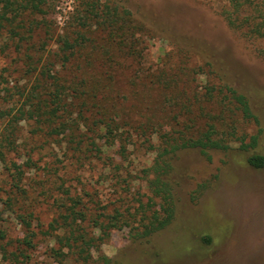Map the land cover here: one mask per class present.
I'll use <instances>...</instances> for the list:
<instances>
[{
  "label": "rangeland",
  "instance_id": "obj_1",
  "mask_svg": "<svg viewBox=\"0 0 264 264\" xmlns=\"http://www.w3.org/2000/svg\"><path fill=\"white\" fill-rule=\"evenodd\" d=\"M84 1L46 0L42 13L24 17L27 28L18 30L20 35L11 28L0 35V230L6 235L0 240V264H19L5 259L4 250L20 253L16 241L27 235L5 207L15 172L23 173L27 191L23 208L34 214V248L25 251L29 264H82L73 255L59 263L52 254L59 245L45 235L72 206L70 198L80 201L76 210L86 220L78 223V234L88 238L103 237L93 228L96 218L107 223L106 216L118 210L128 220L110 230L108 239L96 241L89 264H103L105 257L122 264H264V168L250 166L251 152L234 140L225 152L185 149L165 156L175 218L150 238L136 235L140 204L152 198L144 171L169 149L161 134L197 136L213 119L220 131L228 125L248 136L261 131L256 152L264 155V38L253 34L254 24L264 22V12L255 7L260 0L238 12L226 0H101L129 11L144 27L135 32V54L115 50L119 57L113 63L104 54L103 34L79 25ZM79 35L87 45L63 65L61 38ZM27 56L38 69L59 71L68 87L87 78L91 91L96 89L95 100L64 101L54 125L65 123L60 135H47L51 124L19 113L36 83ZM225 85L247 97L259 125L244 121L233 104L220 106L225 93L218 89ZM101 106L120 128L107 142L98 122ZM93 141L103 150L102 160L93 157Z\"/></svg>",
  "mask_w": 264,
  "mask_h": 264
},
{
  "label": "trees",
  "instance_id": "obj_2",
  "mask_svg": "<svg viewBox=\"0 0 264 264\" xmlns=\"http://www.w3.org/2000/svg\"><path fill=\"white\" fill-rule=\"evenodd\" d=\"M230 5L238 12L246 4H254L251 0H226ZM46 5V0H0V35L5 29L9 31L15 30L16 35H20L18 30H24L27 28L24 17L28 14L42 13V8ZM255 5V4H254ZM259 12H264V0H260L255 5ZM79 25L83 28H95L103 34V40L106 42L104 54L107 55L108 60L113 63L117 59V55L129 54L133 55L134 52V40H136V31H143L144 27L136 23L131 13L125 9H121L111 3L101 2V0H85L83 3V9L79 12ZM19 20V22H18ZM16 23V27L13 28ZM28 33L32 34L34 31L33 22L29 23ZM253 34L264 38V22L254 24ZM88 41L83 35H79L77 38L70 36L61 38L59 57L61 63L66 65L72 58L78 56L80 51L84 49ZM116 50L117 55L112 53ZM28 60L32 63L31 68L28 70V74L35 77V85L27 93V102L24 104V109L19 111L21 117L27 114L36 117L38 122L49 123L50 126L47 135L57 136L60 135V130L66 126L65 123L58 127H55L56 121L61 117L60 113L65 108V100L69 98L79 99L85 96V100L90 98L97 99L93 89L89 87V80L87 78L82 79L76 84L74 88L66 86L62 81V77L59 71L45 69L42 67L38 69L33 65V57L27 56ZM108 82L111 84L114 82V77L108 76ZM112 88V86H111ZM110 88V89H111ZM81 89V90H80ZM220 95H223V99L219 101L220 106L226 108L227 105L233 104L236 111H238L242 119L246 122H253L259 125L258 117L254 114L249 104L247 97L239 93L236 89L225 85L218 89ZM213 90L208 89V94L213 99ZM80 94V95H79ZM92 94V95H91ZM111 94V92H110ZM111 96H107V101L111 100ZM209 98V99H210ZM172 100H169V102ZM213 100H207V103ZM88 103L84 102L82 107H86ZM170 105H173L170 103ZM181 109L187 108L181 104ZM70 106V105H69ZM27 107H30L27 110ZM94 108H98V105H93ZM172 107V106H170ZM103 112H100L102 119L99 120L100 129L103 131L102 137L106 139L116 138V130L120 129L116 124V119L109 115V111L101 106ZM82 113V111H80ZM82 116V114H81ZM2 117V116H0ZM223 123L224 120L220 119ZM207 122L205 128L199 132L197 136H180L171 137L167 134H161L166 141L169 149H165L164 152L157 156L155 166L148 168L144 171L147 179L148 189L152 195L150 202L146 205L140 204L142 209V216L139 218L138 223L140 231L137 232V236L140 238H150L156 233L165 230L169 227L175 218V205L173 188L167 179V175L170 170V164L163 159L170 153H176L185 149H199L203 154L207 155L211 150L228 151L231 149L230 141L234 140L239 144V148L245 152H251L248 157V164L255 169L264 168V155L256 152L259 145L261 131L255 135L248 136L247 134L240 133L235 125H228L226 130L220 131L216 123L212 120ZM152 119L149 120V124ZM153 125V124H152ZM63 126V127H62ZM147 129L146 126H144ZM153 127V126H152ZM143 131H145L143 129ZM156 133H159L156 132ZM91 151L98 160H102L103 150L98 147L96 142H92ZM106 146V145H105ZM118 170V166H115ZM22 172H15L12 174V196L5 202V207L10 209L21 224L25 227L27 235L22 239L16 241V244L23 247L20 253L12 252L8 253L5 249L4 258L10 259L15 263L29 264L30 256L25 253L34 248L33 240L36 237V233L33 231V218L32 212H27L23 208L24 204L21 200L27 197V191L22 187ZM72 206L66 207L65 211L49 225V230L45 235H51L55 238V241L59 245V249H53L52 254L59 261L64 262L70 255L76 257L77 261H81L82 264H89L92 259V248L97 240L103 241L104 238L109 237L110 230L122 228L128 225V220L124 219L125 213L116 210L114 215H107V223L102 222L99 218H96L93 222V228L101 232L103 237H87L86 233L78 234L80 227L78 223H82L86 220L84 212H77L76 208L80 204L79 200L70 198ZM19 207V208H16ZM131 218L135 219V216L130 214ZM6 238L5 232L0 230V240ZM13 244V243H11ZM103 264H122L118 261H114L108 257L102 258Z\"/></svg>",
  "mask_w": 264,
  "mask_h": 264
}]
</instances>
